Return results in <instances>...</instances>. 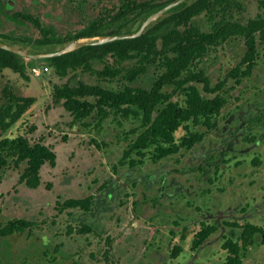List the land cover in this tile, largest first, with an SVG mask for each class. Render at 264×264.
I'll use <instances>...</instances> for the list:
<instances>
[{"label": "rangeland", "instance_id": "obj_1", "mask_svg": "<svg viewBox=\"0 0 264 264\" xmlns=\"http://www.w3.org/2000/svg\"><path fill=\"white\" fill-rule=\"evenodd\" d=\"M123 1L124 0H3V7L0 8V33L15 37L20 36L22 38L19 39L20 45H30L31 41L35 38L43 37L31 22L24 19H15L13 17L15 12L20 11L31 13L38 18L48 37L73 36L95 19L99 17L107 18L109 16L108 14L117 11ZM238 3L240 6L233 10V16L242 23L256 16L259 12H262L260 0H238ZM192 21L201 30L207 31L210 29V22L203 13L194 17ZM107 24L108 27L106 30L114 26L108 22ZM131 26L134 28L136 27L135 21L132 22ZM96 38L97 36L82 39ZM66 44L68 43L44 45L42 49H48L50 51L56 50L64 47ZM15 45L19 46L18 44ZM258 48L259 55L256 59L257 65L255 67L254 76L258 75L257 78L259 80V77H263L261 71L264 68V44L259 45ZM244 51V38L242 36L231 37L222 44L211 47L197 67L199 68L200 66L206 69L213 82H215L216 79L222 80L224 75L239 62ZM105 61L112 62V57H106ZM105 61L95 60L93 62L94 68L101 70L104 67ZM35 63V65L41 67L48 66L49 69L38 75L32 74L29 69L28 79L10 69H4L0 73V104L3 99V89L6 86L11 87L16 94L23 96L33 95L36 97V101L31 107L27 109L10 128L4 131L1 136L16 137L23 134L32 142L42 140L55 151L56 164L50 165L46 163L42 166L41 184L36 188L26 187L25 183L19 180V176L26 166L25 162L21 163L19 166H13V164L9 162L0 171V228L7 220L13 218L31 219L35 223L33 231L30 233V236L32 235L30 238H28L29 236L26 232L13 233L8 236H2L0 233V264H15L17 260L14 261L11 259V256L15 255L14 252H19L21 254V259H19V262L17 261L18 263L16 264H42L43 261L46 260V257L41 254V250L46 249L48 246H52L53 243L51 241L53 237L57 239L63 234L67 222L74 225V220H70L72 214L58 213L55 207L56 200L62 201L66 196H76L78 194L83 196L87 194V192L97 195L101 190L105 191L107 189L110 181L116 180V184L111 192L113 194H120L119 200L123 213H125L128 208L134 207L137 203H141L142 205L143 203L149 202L147 196L152 194L157 195L155 196V200L159 202L158 195L161 190L160 183L156 182V180L147 181L145 176L148 173H167V176H169L168 172L173 168L178 170L181 166L183 171L185 169H190L200 162L198 154L206 153L211 150L212 147L213 149L215 148V146H211V142H208V146L207 144L198 145L194 150L187 151L186 153L183 151L184 153H178L177 155L176 153L173 154L176 155L175 157L172 155L173 157L171 158H173V160H169V157H165L163 161L157 163L150 160L151 152L154 150V147L150 146L144 150L147 156L142 159L143 162L141 164H137L138 168L132 174L128 169L127 163L119 164V161L122 159L123 151L127 148L128 143L135 140L142 130L140 115L130 114L129 116L123 117L121 114H110L101 121L100 125L96 123L98 121V115L95 112H92L91 115L82 120H75L73 115L63 106L61 101H53L54 86L63 85L64 83L75 85L79 82H83L88 85L98 84L104 88L116 90L123 89L126 85L150 88L161 70H159L156 65L149 64L147 65L146 71L137 76L134 81H127L123 78V74L127 69L138 64L137 56L122 61L118 65L122 68V71L115 77H110L108 75L100 77L96 73L84 71L82 69L70 70L67 75L61 76L49 64L43 62ZM252 79H254L253 82H255L256 77ZM247 82H249V79H244V84L239 89L241 92L238 96L239 100L237 101L233 98V95L236 93L232 88L234 87V85H232L233 80L229 82L231 84L230 87L228 86L229 88L224 85L223 88L226 89L221 90L219 94L223 93L227 102L218 117L220 124L225 123L230 110L235 109L236 104L246 105L248 103L246 101L247 97L245 96L247 94L244 92L246 89L253 86L250 85L252 83ZM196 84L201 88V91L204 92L202 90V85L199 83ZM164 89L170 92L173 87L172 85H166ZM205 94L210 95L212 92H206ZM88 99L91 101L95 100L92 97H88ZM172 99L183 100V96L179 93H175ZM262 123L263 121L260 124ZM187 124L189 125V130L193 133L201 132L205 129L200 123L195 124L192 123V121H188ZM185 129L186 128L182 125L175 130V140H179L185 133ZM225 130L221 133L222 135L224 133L223 136L226 138L225 142L228 138L231 142L234 141L236 135L227 136V131ZM235 132H239V135H242L240 131ZM249 136L250 135L247 134L245 135L244 139L246 141L241 145L245 144V142L246 144L248 143L247 137ZM210 138L218 140L221 137L220 135L217 136L212 134ZM261 144V147L264 149V141L261 142ZM222 148L226 151L222 158L223 161L220 165H216L217 171L212 172L213 170L211 169L210 176L211 178L214 177V179H217L218 174L222 170V179H224V181L227 180V176H230V179H232L238 173L241 174L239 178L243 177L242 175L250 167L249 163L254 153L258 152V149L253 151L252 148H248L243 151V154H239L234 151H229L226 145ZM132 156L137 157L135 152L132 153ZM263 156L264 155L261 154L259 160H261ZM211 159H213V157ZM241 160L245 163V167L242 170L241 165L236 163L241 162ZM253 168L254 174L263 176L264 170L261 166H258V162L254 164ZM186 172L188 174H195L194 170H188ZM186 172H184V174ZM127 174L129 175L127 176ZM138 174L143 180H137ZM133 178L135 179L136 185H133ZM194 181L196 180L194 179ZM196 182L198 183V180ZM170 183L171 182H168L166 178L162 186L164 192H169L170 189H174ZM223 186H225V182H223ZM257 192L258 191H256V194H258ZM239 198L240 197L236 194L235 202H238ZM206 199L212 201L210 206L216 205L220 207V205H226L228 203L227 196L225 199H221L220 203L219 200L217 201V199L213 197H206ZM202 201H205L204 198ZM246 202L250 207L257 206L256 208L264 215V198H262V195L255 199L249 197ZM109 203L113 204L111 202ZM148 204L154 205L155 203L151 202ZM168 207L173 206L168 205ZM175 207L176 205H174L173 210L159 208V206L153 208L152 211L147 209L151 214L149 217H145H148L151 222L147 221L145 224L147 226H157L155 235L166 230V234L170 235L171 233L168 232L169 229L174 230L175 227L176 229L180 228V231L175 229L177 231L176 238L173 239L175 235L173 234L172 240L164 249L166 254L165 259L169 256L172 246L176 244L182 246L183 251L176 259L170 260L168 264H186L193 253L191 247L192 237L200 228V225L194 221L193 223L186 224L183 228L175 226L170 218V215H174ZM203 207L207 206L202 205V208ZM152 213H156V215L152 216ZM215 217L216 211L210 213L208 222H213ZM241 217V214L235 217V219H238V224L244 222ZM222 218L226 222L232 221L228 213L221 212L220 219ZM95 220L99 221V224L102 225L101 218H96L95 216ZM136 220L139 225L143 224L140 218ZM261 221H264V219ZM118 224L119 220H112L107 223V226L110 225L114 228L118 227ZM78 225L79 224H76L74 227ZM222 228L224 229V226H222ZM97 230L99 231L91 232L89 236H86L89 241V245L87 246V248L89 247L88 249L84 251L83 248H81L84 244L83 239L70 245L71 247L69 250L77 246L78 250L75 252L70 253L69 250L63 249V257H70L71 255L74 257L75 254L77 260L86 261L88 259L91 264H101L100 260L101 256H103L101 251L105 247L104 239L107 235H111L106 232L107 230H105V228H99ZM222 233L223 231L221 229L218 230V232L213 235L212 239L208 240L205 245H201L203 255L196 258L198 264L225 263L227 257L225 254L228 253V250H224L221 246L225 236ZM181 234L184 235V238L180 236ZM144 235H147V233L143 232L141 237H144ZM44 237L46 241H50L48 246L42 244ZM160 241L162 240L160 239ZM153 243L154 242H151L149 249L152 247ZM90 249L94 254L93 259H90L88 255V250ZM50 252H52V256H57L55 250H50ZM40 256L44 258L41 257L43 258L41 259ZM139 256L141 257V254H139ZM110 257L111 256H108V261L103 260V264H114ZM260 257L264 258V243L258 241V235H256L253 239V243L245 248L241 264H252L253 261H255L256 264H264V260L256 259Z\"/></svg>", "mask_w": 264, "mask_h": 264}, {"label": "trees", "instance_id": "obj_2", "mask_svg": "<svg viewBox=\"0 0 264 264\" xmlns=\"http://www.w3.org/2000/svg\"><path fill=\"white\" fill-rule=\"evenodd\" d=\"M174 0H124L117 11L108 14L107 18L99 17L73 36L48 37L40 21L31 13L15 12V19H24L31 22L43 37L35 38L30 45H20V36H9L0 33V40L18 44L31 52L50 51L42 49L44 45L64 44L73 40L98 36L101 34H128L135 32L142 21L151 13ZM0 0V8L3 7ZM6 6V5H5ZM238 0H185L167 10L163 16L151 22L145 31L132 38L116 39L101 44H88L65 54L33 59L24 57L15 52L0 47V73L10 69L28 79V70L35 62L49 64L56 72L65 76L70 70L82 69L98 74L100 77H115L121 73L118 65L131 57H138V64L126 70L123 78L134 81L144 73L147 65L154 64L161 70L150 88L132 87L126 85L123 89H108L101 85H88L79 82L75 85L64 83L55 85L53 101L63 103V106L73 115L75 120H82L92 112L98 115L97 123L110 114H121L123 117L140 115L142 130L136 139L128 143L124 151V159L133 152L144 155V149L154 147L152 154L156 157L176 150L179 145L174 143V132L180 126L189 128L188 121L211 125V117L221 111L225 98L221 94L205 97L196 83L203 81L205 88H209V81L203 70L197 66L203 60L211 47H216L232 36H242L245 39L247 52L233 73L239 74L240 66L246 65L243 73H249L255 64L257 56V42L264 41V0H260L261 13L250 18L246 23L235 19L233 10L239 8ZM5 8V7H4ZM204 14L210 22L209 30H201L193 18ZM135 21L136 27L131 26ZM108 23L114 26L108 30ZM112 57V62L105 61ZM95 60L105 61L104 67L94 68ZM49 68V67H48ZM172 85L173 89L167 92L164 87ZM175 93L183 96V100L172 99ZM3 99L0 104V171L9 162L19 166L25 162L26 166L21 173L20 181L26 187L36 188L41 184V169L46 163L55 165L56 153L42 140L30 141L26 135L16 137H2L1 134L10 128L36 101L33 95L16 94L11 87H4ZM88 97L95 100L91 101ZM197 134L181 139L180 145L191 146ZM169 144V145H165ZM131 161V163H133ZM81 205L88 207L89 199H68L65 205ZM62 207V206H61ZM32 224L31 221L16 218L5 222L0 233L10 234L23 230ZM86 229L85 227H82ZM215 226H203L193 238V246H198ZM241 244L226 241L222 244L228 250L224 264H240L241 249L252 242L255 232L264 235V229L246 224L242 226ZM184 238V235H182ZM264 240V237H263ZM180 246L174 249L177 254Z\"/></svg>", "mask_w": 264, "mask_h": 264}, {"label": "flooded vegetation", "instance_id": "obj_3", "mask_svg": "<svg viewBox=\"0 0 264 264\" xmlns=\"http://www.w3.org/2000/svg\"><path fill=\"white\" fill-rule=\"evenodd\" d=\"M261 8V7H260ZM261 13V12H259ZM255 17V16H254ZM253 18V17H251ZM250 19V18H249ZM246 23V22H245ZM239 36V35H237ZM235 37V36H232ZM231 38V37H230ZM229 38V39H230ZM244 38V37H243ZM264 44V41H258L257 42V56L254 60L255 64L253 65L252 69L249 73H243V70L245 69L246 65L240 66V72L239 74L233 73L234 68L240 64L242 58L247 52V46L245 45V39H244V46L245 51L240 57L239 62H237L233 68H231L226 75H224V78L222 80L216 79L215 82H213L209 72L204 69L203 67L199 66V69L203 70L204 74L207 76L209 81V88H205V83L203 81H199V84L202 85V90L199 87L200 92L205 97H211L215 94H219L221 90H225L226 88H223L224 85L227 87L231 86L229 83L231 80H233L234 87H232L236 93L234 94L233 98L235 101L239 100V94L241 90H239L243 86L244 79L248 78L249 82L252 83L253 87H250L245 90V95L247 98V104H236L235 109L230 110L228 118L225 120L224 124H220V120L218 119L219 114H216L211 117V125L207 126L204 123H201L205 129L201 132H191L188 129H185V133L179 138V140L174 139V143L179 145V147L174 150L173 152H170L168 154L162 155L160 157L154 156L151 152L150 160L153 162H161L164 160L165 157H169V160H173L171 157H175L178 153H186L187 151L194 150L195 147H198V145L207 144L208 142H211V146H215V148L209 150L206 153L198 154L200 158V162L195 166L191 167L190 169L182 170V167L180 166L179 169L173 168L168 172L169 176H167V173L159 174V173H148L145 176V179L147 181H153L156 180V182L160 183V191L158 195L159 202H156L155 196L157 195H150L147 196V199H149V202L143 203L141 205L135 204L134 207L128 208L125 213L121 210V202L119 200L118 193L113 194L111 192L112 188L116 184L115 181H110L109 186L107 189L101 190L100 193L97 195H93L90 192H87V194L80 196L79 194L76 196H66L65 199L62 201L56 200L55 207L57 208L58 213H64V214H72L70 220H74V225L70 224V222L66 223V227L63 229V234L59 236V238L55 239L53 237L52 239V246H48L49 242L46 241V238H43V245L48 246L46 249L41 250V254L46 257V260L43 261L42 264H91L90 260L82 261L77 260V258L71 255L70 257H63L64 254L62 253L63 249L69 250L70 245L77 243L84 239V244L81 248L85 251L87 246L89 245L87 235L91 232H98L99 228H105L107 230L106 232L110 234L111 236H106L104 239L105 247L102 249L101 254V264L104 263L103 260L108 261V256H111L110 259L113 261L114 264H168L170 260L176 259L179 254L183 251L182 246L180 245H173L172 250L169 253V256L165 259V248L169 245L170 241L176 238L177 231L179 229L174 228V230L169 229L170 235H167L166 231H161L159 234L155 235L157 226H147L145 223L147 221L151 222L148 218L150 216V211H152L153 208H167V210L172 209L174 205H176L174 210V215H170V218L172 219V223L175 224V226L179 227H185L186 224L193 223L196 221L200 225V228L195 232L197 233L203 226H215L214 230L203 240L200 241L198 246H193V238L191 242L192 247V257L186 264H198V261L196 258L200 255H203V252L201 251V247L205 245L208 240L212 239L213 235H215L218 230H222L225 236L224 241L231 240L232 242H238V244H241V232H242V226L246 224H253L261 229H264V221H261L264 219V215L260 213V211L256 207H250L246 200L251 198H259L262 195V198H264V174L263 176H259L254 174V164H257L258 166H261V168L264 170V156L261 160H259V156L261 154L264 155V149L261 147V142L264 141V68L261 71L262 78L258 80V75L254 76L255 67L257 65V57L259 55V48L258 46ZM200 64V63H199ZM253 77H256L255 82ZM229 83V85H228ZM228 87V88H229ZM239 87V88H238ZM238 91V92H237ZM206 92H212L210 95H206ZM222 96L223 93L221 94ZM225 98V96H224ZM227 100L225 98V103L222 106V108L225 106ZM221 108V110H222ZM105 119V118H104ZM103 120V119H102ZM101 120V121H102ZM101 121L98 125H100ZM263 121L262 124H260ZM222 127V128H221ZM221 128V129H220ZM226 129V130H225ZM227 131V136L236 135V138L234 141H230L228 138L225 142V136L221 134L222 132ZM134 131V130H133ZM132 131V132H133ZM235 131H240L242 135H239V132L236 133ZM220 132V133H219ZM219 133V134H217ZM197 134L198 137L195 139V142L191 146H187L186 144L180 145L181 139L186 136L187 138H190L191 136ZM212 134L220 135L221 138L218 140L211 139L210 136ZM250 135L247 137V144L241 145L244 141L245 135ZM239 135V136H238ZM211 140H210V139ZM213 138V137H212ZM237 139V140H236ZM226 143V144H225ZM169 145V144H165ZM224 145L227 146V149L229 151H234L239 154H243V151L247 150L248 148H252L253 151H257L254 153V156L250 160V167L245 171V173L242 175L243 177L239 178V175L236 174L235 177L230 179V176H227V180L224 181L222 179V170L218 174V178L214 179L211 178L210 173L211 171H217V166L220 165L223 161V155L226 153L225 150H223L222 147ZM260 146V147H259ZM128 148V145H127ZM125 148V149H127ZM124 149V151H125ZM145 150V149H144ZM215 150V152H214ZM123 151V155H124ZM184 151V152H183ZM136 156H132V154L129 157H126L124 159V156L122 155V159H120L119 164L127 163L128 169L133 174L134 171L138 168L137 164H141L143 162L142 159H144L147 154L139 155L137 152ZM176 155H173L175 154ZM173 155V156H172ZM213 157V159H211ZM255 157V158H254ZM131 163V161H133ZM215 160V161H213ZM241 165V170L245 167V163L241 160V162H236ZM13 164V163H12ZM56 164V163H55ZM14 166V165H13ZM25 168V167H24ZM212 169V170H211ZM223 169V168H222ZM188 170H194L195 174H188L186 171ZM24 169L21 173H23ZM184 172H186L184 174ZM254 172V173H253ZM183 173V175H182ZM250 173V174H249ZM235 174V173H234ZM129 174H127L128 176ZM199 175V177H198ZM21 176V174H20ZM19 176V180H20ZM174 177V178H173ZM168 182H171L172 186L174 187L173 190H169V192H164V189L162 190V186L164 185V181L166 180ZM194 179L197 181H194ZM137 180H143L140 175H137ZM172 180V181H171ZM201 180V181H200ZM195 183H194V182ZM223 182H225V186H223ZM133 185H136L135 179L133 178ZM175 184V185H174ZM26 186V185H25ZM256 191H258L256 194ZM236 194L240 197L238 202H235ZM227 196L228 203L226 205H220V207H217L216 205H212V201H208L206 197L208 198H216L217 201L219 200V203L221 202V199H225ZM87 198L89 199V205L88 207H82L81 205H71L67 206L65 205V201L68 199H83ZM204 198V202L202 199ZM234 198V199H232ZM114 201V202H113ZM109 202L113 203L110 204ZM155 203L148 204V203ZM168 205H171L173 207H168ZM202 205L207 206L203 207ZM62 206V207H61ZM147 209H150V211H147ZM158 210V209H157ZM216 211V217L213 222L209 223V215L210 213H213ZM149 212V213H148ZM221 212L228 213L230 215V218L232 221L226 222L223 218L220 219ZM242 215L241 219L244 220L242 224H238V219H235L238 215ZM156 213H152V216H155ZM96 218H101L102 225L99 224V221L95 220ZM148 216V217H145ZM158 216V215H157ZM141 219L143 224H138V221L136 219ZM16 219V218H13ZM24 220L31 221L32 224L28 227H25L23 230L14 231L13 233H20V232H26L28 234V238H30V233L33 231L34 227V221L31 219H25ZM12 220V219H10ZM112 220H119L118 227L112 228L110 225L107 226V223L111 222ZM237 220V221H236ZM9 221V220H7ZM6 221V222H7ZM188 222V223H187ZM54 223V222H52ZM184 223V224H183ZM76 224H79L77 227ZM224 226V229L222 228ZM82 227H85L86 229H83ZM146 229V230H145ZM176 229V230H175ZM180 231V230H179ZM178 231V232H179ZM225 231V232H224ZM143 232H146L147 235H144V237H141ZM10 234H3L2 236H8ZM258 235V241L264 243L263 237L260 232H255L252 237V242L255 236ZM182 237V234L180 235ZM146 237V239H145ZM160 239L162 241H160ZM151 242H154L152 244V247L149 249V245ZM210 244V243H209ZM221 244V246H222ZM250 244V245H251ZM86 245V246H85ZM202 245V246H201ZM248 245V246H250ZM177 246L181 247V250L174 254V249L177 248ZM247 246V247H248ZM245 247V248H247ZM199 248V253H198ZM223 248V246H222ZM245 248L241 249L240 253V264L242 263V257L243 252ZM224 250H227L223 248ZM50 250L57 253V256H52V252ZM78 250L77 246L69 250L70 253L75 252ZM89 252V258L93 259L94 254L92 250H88ZM15 255L11 256L14 261H18L21 259V254L19 252H14ZM141 254V257L139 256ZM2 255V254H1ZM62 255V257H61ZM79 255V254H78ZM225 254V256H227ZM43 256H40L43 257ZM43 257V258H44ZM41 258V259H43ZM264 260L263 257L256 258ZM15 262L18 263V262ZM259 263V262H258ZM108 264V263H106ZM252 264H256L255 261L252 262Z\"/></svg>", "mask_w": 264, "mask_h": 264}, {"label": "water", "instance_id": "obj_4", "mask_svg": "<svg viewBox=\"0 0 264 264\" xmlns=\"http://www.w3.org/2000/svg\"><path fill=\"white\" fill-rule=\"evenodd\" d=\"M183 1H185V0L171 1L170 3L161 7L157 11L151 13L149 16H147L142 21L139 28L135 32H132V33H128V34H101V35H98L96 39L79 38V39H76V40L69 42L68 44H66L64 47H62L60 49L51 50V51L31 52L25 48H22L20 46L15 45V44L4 42L2 40H0V47L3 49L9 50V51L15 52V53L22 55L24 57H30L33 59H43V58H48V57H53V56L65 54L67 52L73 51V50H75L81 46L88 45V44H101V43L109 42V41L116 40V39L137 37L145 31V29L147 28V26L151 22L157 20L158 18L163 16L167 10H169L172 7L182 3ZM92 37H95V36H92ZM92 37H84V38H92Z\"/></svg>", "mask_w": 264, "mask_h": 264}, {"label": "built area", "instance_id": "obj_5", "mask_svg": "<svg viewBox=\"0 0 264 264\" xmlns=\"http://www.w3.org/2000/svg\"><path fill=\"white\" fill-rule=\"evenodd\" d=\"M48 69H49L48 66L41 67V66H37V65H34L30 68L31 73L34 75H38L41 72L47 71Z\"/></svg>", "mask_w": 264, "mask_h": 264}]
</instances>
